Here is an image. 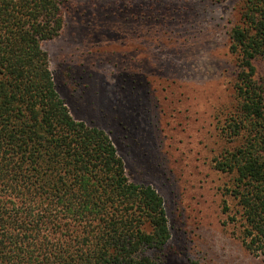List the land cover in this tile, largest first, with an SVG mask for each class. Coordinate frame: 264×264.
<instances>
[{"label":"trees","instance_id":"obj_1","mask_svg":"<svg viewBox=\"0 0 264 264\" xmlns=\"http://www.w3.org/2000/svg\"><path fill=\"white\" fill-rule=\"evenodd\" d=\"M230 32L234 144L216 158L233 174L229 220L264 254V0H242ZM65 18L61 0H0V264H164V199L131 181L103 129L76 120L60 97L43 43ZM155 254V255H154Z\"/></svg>","mask_w":264,"mask_h":264},{"label":"rangeland","instance_id":"obj_2","mask_svg":"<svg viewBox=\"0 0 264 264\" xmlns=\"http://www.w3.org/2000/svg\"><path fill=\"white\" fill-rule=\"evenodd\" d=\"M64 26L43 43L76 120L105 130L131 181L163 197L164 264H264L229 220L233 174L216 158L238 141L231 29L242 0H61ZM154 254V255H155Z\"/></svg>","mask_w":264,"mask_h":264}]
</instances>
